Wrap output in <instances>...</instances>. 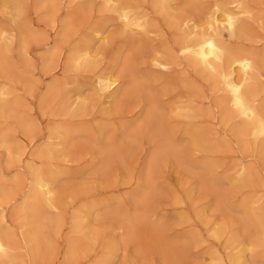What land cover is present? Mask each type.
I'll use <instances>...</instances> for the list:
<instances>
[{
  "label": "bare ground",
  "instance_id": "bare-ground-1",
  "mask_svg": "<svg viewBox=\"0 0 264 264\" xmlns=\"http://www.w3.org/2000/svg\"><path fill=\"white\" fill-rule=\"evenodd\" d=\"M27 1L28 0H3L4 5L8 7V9H12V11H8V14L10 15L12 25L17 29L19 34H16V30H13L12 27V29H9L7 26L5 27V25H0V71L3 74L2 76L10 79L13 78L12 81L16 82L14 77L17 69L15 70L14 75L12 71L13 69L11 70V67L13 66L10 67L11 64L9 65L7 60L15 49L14 46L16 40L19 45V53L21 54L23 61L26 62L25 65L32 63V60H29L31 53L29 51L30 48H28L27 45L29 44L27 37L29 36V39L34 38L42 41L46 47V54L44 57L45 62L43 64L49 66L52 63H60V60L63 58L65 60L64 74L66 76L63 81H60L59 79L47 86L46 93L41 99L42 110H47L51 101L54 98L59 97L56 114H60L66 118L63 119L64 123L61 122L62 124L59 125L53 124L52 122V124H50L49 122L47 129L48 133L40 138L38 144L34 143V140H30L28 145H20L17 143L18 138L16 135L11 133L7 128H0V146L5 149L3 150L6 152L5 157L7 156V160L4 161L6 162V167H8V169L6 168V170H4L5 168L0 164V200L9 204L6 206L7 208L12 205L14 206L11 217L7 216L6 207H3L0 210V264H29V262L24 259L21 262L18 261L20 254H23L22 252L27 253L31 264H38L42 259L43 253H46L48 256L51 254L54 245V238L51 231L59 233L62 227L66 224L65 213L63 210H65V207L67 206L65 198L58 195L56 189V180L58 174L63 171V168L60 163L57 162L58 160L55 159L60 158L63 159L65 163L69 162L70 159L66 157L67 154H65V150L67 151L66 153H68L69 150L67 149L70 146H73L72 144H74V142L72 140L74 139L73 136L75 133H89L90 135L94 133L93 129L95 127L91 129V126L93 125L89 126V122L86 124L84 120L79 121V118L88 115L90 109H92L90 100L100 102L103 111H105L113 104L115 107H119L120 98L124 92V96L129 92H132L134 95L131 93V96L135 97L137 92L142 91L141 93H144L145 91L144 97H146L148 102V111L145 113L150 119L148 120V122L150 121L149 125L150 123H154V131L163 138L164 144L162 147L160 146V148L176 152L179 159L181 158V153L186 149H188L190 153H200V151H207L210 153V151L214 149L227 150L233 145L230 143L232 141L227 139L228 136H231L233 133L232 135L237 138L238 141H236L241 144L244 151L250 153L249 149H252L255 153L257 152L258 155H263L262 164L264 163V98L261 97V94L264 92V50L258 51L254 49L251 50L250 48H240L238 46H233L232 44L230 45L225 39V32H227L229 38L232 39L249 35V29L252 23H259L261 30L264 31L263 15H257L255 13V8L252 7L247 0H213L204 8L200 6V4L197 5L198 0H191L186 8L181 11L178 10V8L176 9L175 4L177 0L151 1L152 7L156 9L155 12H159L165 23L176 29L177 32V47L173 48V46H170L168 43H162V47L154 46L153 48L151 65L158 73V76L162 78V76L169 75L175 66L185 63L189 68L197 70L203 74L211 82L212 89L221 92L222 94L217 101L218 107L222 110V118L215 125L219 126V128L223 127L224 131L221 132L218 127L206 129L200 128L196 123H192L189 125L190 127H185L187 129L184 132L188 134L187 136H189V139L186 138V143H183L182 145L180 144V141V143H178L180 145H178L174 141L175 138L173 139L174 135L171 130H169L173 125L169 126V128L168 124H166L163 119V112L160 111L161 109L157 106L158 100L155 99L157 98V91L155 90L156 97L153 96L152 91L146 92V90L148 91L149 89V87L147 88L149 85L145 86V82L149 84V80L146 81V77L139 76L140 74L138 75L137 72L131 71L132 73L130 72L129 74L131 77L130 82L126 86H123V81L121 80L122 77L117 75V68L115 66L119 61V56L116 57L114 60L115 63L111 67H105V69L100 72H95L93 75L94 77L91 80H87L88 77L86 76V73L94 72L98 69L102 62V55L109 50L108 42L111 40V35L108 34L106 29L108 22L107 19L99 23L100 17H97V20L93 21L95 18L93 14L90 15V11H84L86 9L85 7L94 0H40L39 2L34 3V7L37 8L46 7V9L48 8L49 10H64L62 12V29H60L61 31L57 30L60 31V36L58 35L59 39L54 41L51 45L48 36L49 34H39L32 30L33 23L27 18L28 11L25 7ZM104 4L107 6L106 9L111 10L110 12L115 14L116 19L120 22L123 28L122 32L126 34L127 39L129 38L136 42L137 45H141V42L144 41V39L141 38L142 36L150 38L151 41L156 40V38H151L150 36V34L158 32L155 23L156 19L154 20L151 17L150 11H139L138 6L132 4L131 1L128 0H104ZM75 7H77V9L80 8V11H74ZM81 8L85 9L82 10ZM55 12L56 11L47 12L51 17L50 22L53 23L52 28L50 27L51 30L56 29V25L54 24L55 20L52 18ZM77 12L85 14V16H87L86 19L89 18L90 20L88 25H84V29L82 27L80 30H77L79 27H74L75 21H73V18ZM199 12L205 13V16L202 19L197 16ZM81 14L80 19H82L81 17L83 15ZM57 28H59V26ZM26 33H28L27 37H25ZM71 37L74 38V41L77 43H74L73 41L70 42L69 40ZM163 40L166 41L165 39ZM65 44H69L70 46L71 44L74 45L71 46V48L68 46L70 51L68 50L69 52L66 53V55H63V50L66 49L65 46H67ZM33 69L35 68H32V70ZM123 69H125V67ZM28 70H30V72L35 71H31L30 67L29 69H26V71ZM70 71H76L77 73L75 72L71 75L69 73ZM17 74L19 73L17 72ZM20 74L19 76H21ZM22 76L24 78L23 80L26 79L25 83L28 85L31 82L29 77L31 75L28 76V73L25 72L22 73ZM150 76L151 74L149 77ZM17 78L19 79V77ZM73 84L74 87H71ZM166 84L167 85L162 87V90H165V94L168 93L170 90L169 88L172 86L168 81ZM187 84L191 87L194 85L192 81H188ZM88 85H91L94 90L92 98L87 95V97H84L86 91L85 87ZM15 88L4 85L0 82V118L13 117L16 119L15 122H18L17 125H19L25 133H32V129L37 125L39 126L40 122H35L31 115L25 116L22 114L23 111L21 108L28 107L29 103L24 101L22 95L11 97V94L15 92ZM33 88L34 87L30 83V86L26 87V91ZM191 95H189L190 97L186 101L183 100L181 104L178 105V102H173L171 105V107L173 106V109L179 110L178 114L180 116L185 118L186 121H190L189 124L195 117L200 116V111H203L202 108H198L194 104L195 99L192 97L194 95ZM143 102L145 103L144 100ZM95 103L96 102H93V104ZM138 104L139 103H137V105ZM137 105L135 106L137 107ZM145 105L142 106L144 107ZM135 109L137 110L138 108L132 107L133 111H136ZM27 112H30L29 108L27 109ZM54 113L53 115H56ZM165 117L167 119V115H165ZM74 118H76V120H73ZM139 119L135 121L133 125L124 126L127 130L125 131L126 137H123L125 139L120 140L121 142L114 141L111 138L103 140L102 131L107 125L102 122H99L100 124L97 126L95 125L99 128V132H101L100 138L97 137L100 140L96 141L95 148L97 151L95 153L99 151L103 155L106 154L108 160H106V158L105 160L108 162L109 159L113 157L122 158L124 155H126V157L127 155L129 156V154L133 155V150L135 149L134 146L136 144L135 142L138 138L140 139L138 136H141L142 138V134L144 135V133H142L144 130L143 128L148 125V123L145 124ZM93 121L92 124H96L97 121ZM230 123V130H228L229 134H227V128L225 127ZM115 129L118 128L116 127ZM152 133L154 134V132ZM151 134H149V136ZM152 139L154 140V138ZM138 141L137 144L139 145ZM157 141L159 142L160 139ZM92 148H94V145ZM157 148L158 154L160 148ZM161 150L159 152L160 155L163 154L161 153ZM167 153H170V151ZM215 153L216 152H214V154ZM154 154L156 157H159L156 152H154ZM211 154L213 153L211 152ZM184 155L185 154H183V156ZM209 155L204 156L206 160H201V162L198 161L200 163H197L196 161L200 171L202 169L203 172H200L198 169L197 171L204 174L203 179H210L212 181V186L217 188L220 184L222 185L223 181V177L218 175V169L223 166V163L217 162V159L214 161L215 159L213 160V158L215 155L212 160L209 159ZM153 156V154L149 155V157L152 158ZM187 156L190 159V156L193 155L189 156L188 154ZM247 158L249 157L237 158L235 164L227 165L228 167L225 169V172L229 173H226L224 176L225 179L229 181L231 192L233 193L231 194L227 189L223 194L228 199L229 195L227 196L226 194L228 192V194L232 195V197H229L230 200L234 198L236 200L239 192L244 189H249V193L247 192L246 197H244L243 191L241 192L243 196L241 197V200L239 199L240 203L236 204L239 211H241L240 215L243 214L238 222V226L242 228L244 236L246 234L248 238V235H251L252 232H256V236L255 234H252V236L254 235V238H256L253 240L250 239V242L248 240L247 242L243 241L239 243V237L229 228L231 226L227 227L224 222L220 224L216 223L212 227L210 225V228H207L209 230V236L201 237L198 234L195 235L197 243H210L211 238L221 241L225 236L227 239H224V246H221L219 242L215 241L209 244L208 252H210V262L208 264H253L255 259L258 257L260 258L262 255V260L260 261L264 260V178H262L264 175L261 174L262 176H260V173L262 172H259L261 169L257 168L259 165L253 166L256 162L253 163L252 160H248ZM38 159H43V161H38ZM182 160H180V162ZM154 161L155 160L153 159L149 163L150 172L157 163ZM189 162L191 166L192 163L190 160ZM14 164L17 165L16 170L14 169L15 171L11 169ZM187 164L188 163L186 162V167L189 166V164L188 166ZM261 166L264 170V164ZM193 170L196 171V169ZM196 174L198 175L199 173L196 172ZM7 177H10L11 180ZM150 177L148 179H150ZM207 182L209 183L208 180ZM220 187L221 186L217 188L220 190V192H217L218 195L216 193L218 197L217 199H219V195H222V187ZM145 194H147V192ZM239 195L240 193L238 196ZM243 197L245 199H242ZM180 202L181 201H178V203ZM218 202L216 201V204H218ZM219 203V208L225 206L223 203ZM101 205L103 204L93 201L89 204L78 206L72 211L71 230L66 241L67 248L65 255L67 260L76 261L80 257L87 255V253L93 249L94 244L97 242L99 232L95 226L93 228L91 225L90 218H93V215L98 211ZM236 205H232V207L235 208ZM142 207H144V204ZM143 211L146 213V209ZM195 212L197 218L208 227V222L210 220H208L206 210L201 208L195 210ZM145 213L143 215L137 214L132 218L125 219L128 220L132 226L130 228L133 229L134 233L137 224L146 221ZM215 213L216 212L211 213V215ZM217 213L219 214V212ZM20 216L23 218V221L22 223L20 222V224L18 222L17 225L15 221H17L16 219ZM249 228H253L255 231L251 229L252 231H248L247 234L246 232ZM234 231L237 230L234 229ZM107 247L110 249L108 254L114 255L118 250V240L116 238L112 239L107 244ZM109 263L110 260L107 261V259H103L96 264Z\"/></svg>",
  "mask_w": 264,
  "mask_h": 264
},
{
  "label": "rangeland",
  "instance_id": "rangeland-1",
  "mask_svg": "<svg viewBox=\"0 0 264 264\" xmlns=\"http://www.w3.org/2000/svg\"><path fill=\"white\" fill-rule=\"evenodd\" d=\"M39 1L40 0L27 1L25 6L28 11L27 18L30 19V21L33 23V29H32L33 31L38 32L39 34L40 33L49 34L48 36L51 45L52 43H54V41L59 39L60 36L59 32L61 31L60 29H62V23H63L62 12L64 10L63 9L49 10L48 8L46 9V7H40V8L34 7V3H37ZM128 1H131L132 4L138 6L139 11L143 10V11L151 12V17L154 20L156 19L155 23L158 28V32L155 34L154 33L150 34V36L151 38H156V40L151 41L150 38L142 36L141 38L144 39V41H142L143 43L141 42V45L140 44L137 45L136 42L130 40L129 38L127 39L126 34L122 32L123 28L120 22L116 19L115 14L111 13L110 12L111 10L106 9L107 6H105L104 0H94L92 3H89L85 7L86 9L84 8L85 10L83 8L81 9L84 11H90V15L93 14V16L95 17L93 21H96L97 17H100L99 23L107 19L108 22L106 25V29L108 34L111 35V40L108 42L109 50L105 52L104 55H102V62L98 67V69H96V71L94 72L86 73V76L88 77L87 80H91L94 77L93 75L95 72H100L101 70L105 69V67L107 68L111 67L115 63L114 60L116 59V57L119 56L120 57L119 61L117 64H115V66L117 68V75L119 77L120 76L122 77L121 80L123 81V86H126L130 82L131 77L129 74L131 71L137 72L138 75L140 74L139 76L146 77V81L149 80L148 81L149 84L145 82V86L149 85L147 86V88L149 87V89L148 91L146 90V92L152 91L153 96H155L156 93L155 90L157 91L156 94L157 98H155L158 100L157 106L161 109L160 111L163 112L162 113L163 119L165 120L166 124H168V127L173 125V127L171 126V128L169 127L170 129L169 128L168 129L171 130L172 134L174 135V136L172 135L173 139L175 138L174 141L177 144L180 142L181 145L183 143L185 144L186 138L189 139V136H187L188 134L184 131H186L187 129L185 127H188L192 123L193 124L196 123L197 126H199L200 128L206 129V128L218 127V129L221 132L224 131L223 127H221L222 128L221 129L219 128V126L215 125L222 118L221 117L222 110L217 105L218 98L222 94L221 92H217L212 89L211 82L203 74H201L197 70H193L189 68L185 63H182L178 66H175L169 75H165L164 77L162 76L161 78L160 76H158V73L151 65V59L153 57L152 52L154 46L162 47L163 46L162 43L163 44L168 43L170 46H173V48L177 47L176 29L168 26L165 23L162 15L159 12H155L156 9H154L151 4L152 0H128ZM190 1L191 0H177L175 4L176 9L178 8V10L180 11L185 9ZM212 1L213 0H198L197 5L200 4V6L204 8L205 6H208L209 3ZM247 1L252 7L255 8V13L260 16L263 15L264 18V0H247ZM79 9L75 7L74 11H78ZM8 11H12V9L11 10L10 8L8 9V7L4 5L3 0H0V25L1 24L3 26L5 25V27L7 26V28L9 29L13 28V30H16V32L15 31L14 32L16 34H19L17 29L12 25L10 21V15L8 14ZM46 11L47 12L56 11L52 17L55 20L54 24L56 25L55 27L56 29L53 30L50 29V27L52 28L53 23L50 22L51 17L48 15ZM201 11H205V10H201ZM77 14L73 18V21H75L74 27L76 28L79 27L77 30H80L82 27L84 29V27L86 26L85 24L88 25L90 20L89 18L86 19L87 16H85V14L83 13L82 14L84 15V17L81 13L77 12ZM80 14L82 15L81 17L82 19H80ZM197 16H199L202 19L205 16V13L199 12ZM76 20L80 22H77ZM259 25H260L259 23H252L249 29L250 31L249 35L237 39L229 38L228 33L225 32L226 35L225 39L227 43H229L230 45L232 44L233 46H238L240 48H247V49L250 48L251 50L254 49L258 51H263L264 31L261 30ZM58 26L59 28H57ZM27 36L28 33H26L25 37ZM74 38L71 37L69 41L70 42L73 41L74 43H77L74 41ZM27 39L29 43L27 45L28 48H30L29 51L31 53L29 56V60H32L31 63L32 65L31 64L25 65L26 62L23 61V58L19 53L20 52L18 48L19 45L16 40L14 46L15 49L8 57L9 59H7L9 65L11 64L10 67L11 66L14 67V68L11 67V70L13 69L12 70L13 74L17 69L15 72L16 75L14 74L15 77L13 76L16 82L12 81L13 78L10 79L8 77L2 76L3 74L0 71V82L10 87H14V88L16 87L15 92L11 94V97L22 95L24 97V101H27L29 103L28 107L26 106L21 108L23 111L22 114L25 116L31 115V117L34 119L35 122L37 123L40 122L39 123L40 127L38 125L35 126L31 131L32 133L28 131H27L28 133H25L24 130L20 128L19 125H17L18 122H15L16 119H14L13 117L0 118V128L1 129L7 128L9 131H11V133L16 135V137L18 138L17 143H19L20 145L21 144L28 145V143H30V140L32 141L34 140L33 142L38 144L40 138L42 136L47 135L49 122L50 124L53 123L59 125L64 123L63 119L66 118L65 116L63 117L60 114L59 115L56 114L57 113L56 109L59 104V97H56L51 101L50 105L47 107V110L46 109L42 110V104H41V99L46 93L47 86L56 80L60 79V81L61 80L63 81L65 79L66 77L64 74L65 60L62 58L60 60V63H52L49 66L46 64L44 65L43 64L45 62L44 57L46 54L45 45L42 43V41H39L37 39L34 38L29 39V36L27 37ZM163 39H165L167 42L164 41ZM65 45L64 46L66 47V49L63 50V55H66V53L70 51L69 48H71V46H73L74 44L73 45L71 44V46L69 44H65ZM28 66L30 67L31 71L34 70L35 71L34 72H30V70H28L29 72L26 71V69H29ZM31 66L32 68L35 69L32 70ZM124 67L125 69H123ZM17 72L19 74L21 73L20 74L21 76L22 73L25 72L28 73V76L31 75L29 76L31 81L30 83L34 88L29 91H26V87H29L30 83L27 85V83H25L26 79L23 80L24 79L23 76L22 77L19 76ZM75 72L76 71H70L69 73L72 75ZM150 74L151 76L149 77ZM16 76L19 77L20 80ZM167 81L170 82L172 86L169 88L170 90L168 91V93L165 94L164 92L165 90L164 89L162 90V87L167 85L166 84ZM188 81H192V83L194 84L193 87L187 84ZM71 87H74V84L71 85ZM85 88L86 91L84 93L85 94L84 97L89 96L90 98H92V95L94 93L92 86L88 85ZM141 92L142 91L137 92L138 94L136 93L137 97L131 96L133 94L132 92H129L130 95L128 93L126 94V96H124L125 95L124 92L122 97L120 98L119 107H115V105L113 104L114 106L113 105L110 106L105 111H103L100 102L90 100V104H92L91 105L92 109H90L89 114L79 118V121L84 120L86 124L89 122L88 124L89 126L93 125L91 126L92 127L91 129L95 127L93 129L94 130L93 132L95 134L93 133L92 135H90L89 133H79V132L75 133L73 136L74 139L72 140L74 144H72L73 146H70L67 149L69 150L68 152L69 154L66 153L67 151L65 150V154H67L66 157L70 159L69 162L65 163L63 159L60 158L55 159L58 160L57 162H59L63 168V171L58 174L56 180V184H57L56 189L58 191V195L63 196L67 202V206L65 207V210H63L65 213L66 224L62 227L59 233H55L51 231L54 238L53 249L49 256L46 255V253H43L42 259L39 261L38 264H96L97 262L103 259H107V261L110 260L109 264H208L210 262V255H209L210 252H208L209 244L215 241V242H219L221 246H224L225 245L224 239H227L225 236L221 241H217L211 238V242L209 241L210 243L208 242L197 243L195 240L196 239L195 235L198 234L201 237L209 236L208 234L209 230L207 228H210V225L212 227L216 223L220 224L224 222L227 225V227L231 226L229 228L230 230L232 229V231L235 234H237V236L239 237L238 240L239 243L243 241L247 242L248 240L250 242V239L253 240L256 238V237L254 238V235L252 236V234H255L256 236V232L255 233L252 232V234L248 235L247 238L246 234L245 236L243 235L244 232H242V228L238 226L239 225L238 222L242 218L243 214L240 215L241 211H239L236 204L240 203L239 199L241 200L243 194L244 197H246L247 192L249 193V189L242 190L243 194L241 193L242 191L241 192L238 191L240 193L239 196H238L239 193L237 194L235 192L237 194L236 200L234 198L236 196L235 193H234L235 196L233 197L234 199L231 198L232 200H230L229 197H232L231 194L233 192H231V185L229 181L225 179L224 175L226 173H229V172H225V169L228 167L227 165L235 164L236 159L240 157L241 158L249 157L247 158L248 160L249 159L252 160L253 163L256 162L255 165L253 166L259 165L257 168L262 170L259 171L262 172L260 173V176H262L261 174L264 175V170L262 169L261 166L264 164V163L262 164L263 155H258V153L256 152L258 155L257 156L255 151H253L252 149H249L250 153L244 151L243 148L241 147V144L237 142L238 141L237 138L234 135H232L233 134L232 131H231L232 133L231 136L229 135L230 137L228 136L227 138L230 141H232L229 142L233 144L231 145L230 149L227 150L214 149L211 150L210 153H208L207 151H203V152L200 151V153L199 152L190 153L188 149H186L183 151V153H181L180 159L178 158V155H176V152L174 151L169 150L170 153H167L169 151L160 148V146L162 147L164 144L163 138L159 136L157 132L154 131L155 124L150 123L149 125L150 121L148 122V120L150 119L147 117L146 114L148 111L147 110L148 102L146 100V97H144L145 91L144 93ZM191 94L194 96H192ZM189 95H191L195 99L194 104L198 108L200 107L203 110L200 111L201 112L200 116H197L195 117L196 119L194 118L193 120H191L190 124H189L190 122L189 120L186 121L185 118H183L178 114L179 110L173 109L172 108L173 106L171 107L173 102L174 103L178 102L179 105L183 102V100L186 101L190 97ZM261 97L264 98V92L263 94H261ZM143 100L145 101L146 105L143 102ZM93 102L96 103L93 104ZM137 103L139 104L137 105ZM135 105H137V107ZM142 105H145L144 107L146 109ZM99 106L102 110L99 108ZM132 107L138 109L137 110L135 109L136 111H133ZM28 108L30 112H27ZM52 112L53 113L55 112L54 114H56L57 116L53 115ZM164 113L165 115H167V119ZM94 118L97 120H95ZM138 119L145 124L148 123V125L147 126L144 125L145 128H143L144 130L142 132L144 133V135L141 133L142 138L141 136H138L140 137V139L138 138L139 141L137 139L135 142L136 147L134 146L135 149L133 150V155L129 154L130 157L128 155L127 157L126 155H124L122 158L113 157L109 159L108 162L106 161L108 160L107 158L108 156L106 154L103 155L99 151L98 152L100 154L98 152L95 153L97 151V149L95 148L96 141H99L100 140L99 138L101 136L100 135L101 132H99L98 130L99 128L96 127L97 125H99L101 122L107 125L106 128H104V130L102 131L103 140H105L106 138L107 139L111 138L114 141L121 142L120 140H124L125 138L123 137H126L125 131L127 130L126 128H124V126L133 125L135 121H137ZM73 120H76V118H74ZM92 121L93 122L97 121V122L96 124L95 123L92 124ZM230 126L231 123L226 125L225 127L227 128V134H229L228 130H230ZM116 127L118 129H115ZM150 132L151 133L154 132V134L153 133L151 134ZM108 134H110L111 137ZM149 134L151 135L149 136ZM92 137L96 139L94 140ZM152 138H154V140ZM159 139L160 141L158 142L157 140ZM137 141L139 145L137 144ZM92 144L94 145V148H92L93 146ZM157 147H159L160 150L162 149L161 153L163 154L160 155L159 153L160 150H158V154H157V149H158ZM3 149L4 147L0 146V157H1L0 164H2L3 165L2 167L5 168L4 170H6V168L8 169V167H6L7 165L5 164L6 163L5 161L7 160V156L5 157L6 152L4 151L5 149L4 150ZM152 151L156 152V154L159 155L160 158L156 157V155ZM213 151L216 153L214 154ZM185 152H189V153H185ZM211 152L213 154H211ZM150 154L154 155L153 158L149 157ZM183 154L185 155L183 156ZM188 154L189 156L190 155L193 156H190L189 159V157L187 156ZM207 155H209L210 157L209 159L211 160L215 155L213 160L215 159L214 161H216L217 159V162L223 163V166L218 169V175L223 177L222 178L223 186L221 184L219 185L222 187L221 189L222 195H219V199H217L218 198L217 192L218 191L220 192V190L217 189L219 188V186L217 188H214V186H212V181L210 179H203L204 174L200 173L201 171L203 172V170L201 169L200 171L199 167L197 166V163H200L201 160H206L204 156ZM155 158L161 160L157 159L158 160L157 161ZM150 159L151 161L154 159L157 162L155 164V167L152 168L151 172L149 171V166H150L149 163L151 162ZM180 160H182L181 161L182 163L180 162ZM189 160L194 165V167L192 164L190 166ZM38 161H43V159H38ZM186 162L189 164L190 167L188 166V164H187L188 167H186L185 165ZM16 164H14L13 167L11 168L13 171H15L17 168ZM191 168L196 169V171ZM197 169L200 172L197 171ZM196 172H198L199 174L197 175ZM149 177L152 180L148 179ZM7 178L10 179V177ZM200 178L201 180L202 179L203 180L201 181ZM262 178H264V176ZM207 180L209 181V183L207 182ZM227 189L231 193L228 194V192L227 193L225 192L227 196L229 195L228 196L229 200L223 194V192L225 190L227 191ZM146 192L148 194V197L147 194H145ZM244 197L242 199H245ZM82 198H84L85 200ZM134 199L135 200L138 199V200H136L135 202ZM93 201H97L98 203L103 204L98 209V211L95 212V214L97 215L94 214L93 218L92 217L90 218L91 225L93 226V228L95 226V228H97V231L99 232V233L97 232L98 233L97 242L94 244L93 249L87 253V255L80 257L76 261L67 260L65 255L67 248L66 241L68 236L70 235L72 211L78 206L89 204ZM178 201H181L182 203L181 202L178 203ZM216 201L221 202V204L223 203L225 205L224 206L225 208L224 207L222 208V206L219 208L218 204L220 203L218 202V204H216ZM143 204L145 208L142 207ZM8 205L9 204L4 203L3 200H0V210ZM232 205H236V207L234 206L235 208H233ZM201 208L202 209L204 208L206 210L208 220H210L208 222L209 223L208 227L206 226L205 223L204 225L203 222H201L196 216L195 210ZM6 209H7L6 210L7 216L11 217L12 212L14 210V206L12 205L9 206L8 208L6 207ZM145 209H146V213L145 211H143ZM211 209L216 213L211 215V213H214L211 211ZM217 212H219V214ZM144 213L146 215L145 218L146 221L145 222L142 221L139 224H137L134 233L133 229L130 228L132 226L130 225L128 220L125 219L132 218L137 214L143 215ZM20 217L16 219L17 221H15L17 225L18 222L20 224V222L22 223L23 221V218ZM215 220L220 222H217ZM253 228L251 229L255 231L254 230L255 228L254 229ZM234 229L237 231H234ZM251 229L249 228L246 233L248 234V231L251 232L252 231ZM115 238L118 240V250L115 252L114 255H111L108 254L110 252L109 251L110 249L107 247V244L112 239ZM22 253L23 254L22 255L20 254V257L18 258V261L21 262L24 259L27 262H29V264H31L30 258L27 255V253L26 252H22ZM261 257L260 258L258 257L259 261L257 258L255 259L254 263L253 262L252 263L264 264V260L260 261L262 260Z\"/></svg>",
  "mask_w": 264,
  "mask_h": 264
}]
</instances>
